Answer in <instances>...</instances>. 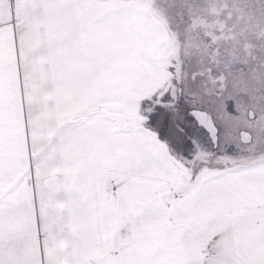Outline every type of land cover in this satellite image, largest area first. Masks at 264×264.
<instances>
[{"label":"snow or ice","instance_id":"snow-or-ice-1","mask_svg":"<svg viewBox=\"0 0 264 264\" xmlns=\"http://www.w3.org/2000/svg\"><path fill=\"white\" fill-rule=\"evenodd\" d=\"M0 264H264V0H0Z\"/></svg>","mask_w":264,"mask_h":264}]
</instances>
